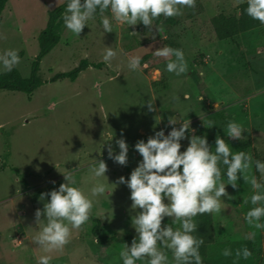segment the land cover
Wrapping results in <instances>:
<instances>
[{"label":"rangeland","instance_id":"obj_1","mask_svg":"<svg viewBox=\"0 0 264 264\" xmlns=\"http://www.w3.org/2000/svg\"><path fill=\"white\" fill-rule=\"evenodd\" d=\"M63 1L8 0L0 19V51H24L16 66L25 77L39 51V34L49 11ZM199 1L175 16L176 22L169 17L154 21L151 31L142 23L112 21L113 31L104 33L93 17L77 35L62 21L60 41L41 60L42 84L32 93L0 88V264H38L40 255H51L50 264H122L119 252L130 245L135 230L130 190L118 178L127 179L141 159L133 147L137 140H146L159 128L167 133L172 127L170 115L189 121L194 130L190 134L206 135L213 146L215 137L226 135L228 121L234 120L247 129L243 138L252 144L243 148L229 143L233 151L250 152L254 158L256 153L264 155V24L234 38L218 39L211 17L220 12L238 14L245 0ZM165 45L184 51L185 73L167 72L166 58L153 55ZM106 47L117 50L110 62L103 60ZM133 55L144 59L139 71L128 67ZM84 58L90 65L75 80L56 76ZM150 98L153 111L144 103ZM121 137L129 146L125 165L108 156L109 147L119 151L115 141ZM181 143L183 150L188 140ZM96 159L105 160L107 177L92 176L90 165ZM66 173L85 191L98 180L104 182L106 192L94 198L89 220L73 230L63 249L45 252L32 236L39 230L35 210L48 197L41 200L35 194L58 187ZM249 174L259 175L254 165ZM226 189L234 198L212 214L215 235L208 257L214 264H264V230L244 219L252 207L244 201L255 189L242 178L237 188L226 185ZM165 220L172 223L171 218ZM246 234L253 235L246 239ZM125 237L129 238L118 240ZM242 246L252 251L247 259L234 260V251L233 256L221 255L226 247ZM168 255L171 260L170 251Z\"/></svg>","mask_w":264,"mask_h":264},{"label":"clouds","instance_id":"obj_2","mask_svg":"<svg viewBox=\"0 0 264 264\" xmlns=\"http://www.w3.org/2000/svg\"><path fill=\"white\" fill-rule=\"evenodd\" d=\"M195 4L196 0H68L63 22L67 29L77 35L96 15L100 16L104 33L113 31L112 21L128 26L142 23L151 31L153 22L161 15L179 16L185 8H194ZM244 12L264 24V0H247ZM116 54L117 50L106 47L103 60L110 62ZM153 55L166 58L167 72H174L178 76L185 73V54L181 48L165 45L156 48ZM141 60L139 55L130 56L128 67L139 71ZM19 61L18 49L5 48L0 51V72L11 71ZM143 67H147V64ZM153 71L156 76L160 74L159 68ZM175 98L173 93L172 99ZM144 103L149 111L155 110L153 99ZM168 125L172 127L167 133L164 128H159L146 140H137L133 147L141 159L127 179L124 176L118 178L130 190V208L134 212L131 225L135 230L130 245L126 244L119 252L122 264H137L142 260H146L147 264H204L200 252L204 239L196 235L198 224L195 217L221 212L222 204L234 198L226 185L235 189L241 178L244 184L255 189L244 201L252 205L245 212L244 219L255 229L264 230V160L254 158L250 152L233 151L229 142L220 135L215 137L213 146L206 135L190 134L194 130L190 128L189 121H178L170 115ZM212 125L209 121L208 127ZM245 132L247 129L242 124L228 121L227 137L240 140ZM185 139L188 143L181 150V142ZM115 143L119 151L114 152L109 147L108 156L116 163L125 165L129 146L122 137L116 139ZM253 165L255 173L259 175L249 174ZM90 168L93 177H107L104 159H96ZM106 188L107 184L98 180L85 191L76 186L71 173L64 174V182L40 195L41 200L45 195L48 199L42 208L35 210L34 218L39 230L32 240L45 252L63 249L69 243L73 230L80 229L89 220L94 198L103 195ZM166 217L171 218V224L165 220ZM177 221L179 227H173ZM253 234H246L245 238L249 239ZM221 255L233 256L234 260L247 259L252 251L247 246L235 250L226 247ZM51 260V255H40L38 264H50Z\"/></svg>","mask_w":264,"mask_h":264},{"label":"trees","instance_id":"obj_3","mask_svg":"<svg viewBox=\"0 0 264 264\" xmlns=\"http://www.w3.org/2000/svg\"><path fill=\"white\" fill-rule=\"evenodd\" d=\"M7 2L8 0H0V19L6 8ZM67 2L68 0H64L62 3L49 11L46 25L39 34V51L32 61L30 75L28 77H25L17 66L13 67L9 72H0L1 89L20 90L32 93L38 86L42 84V80L38 76L41 60L50 50H52L58 44L61 39V23L63 21V13L65 11ZM199 3L200 1L196 0L195 5ZM246 7L247 0L239 4L238 14H227L225 12H220L211 17V23L218 39L234 38L243 32L255 29L263 25L258 20L252 19L244 12V9ZM94 18L100 23L99 15H96ZM162 18L163 16L161 15L155 20V22H160ZM169 18L172 22H176L175 16ZM23 54L24 51L22 49L18 50V55L20 57L23 56ZM89 65V61L84 58L81 60V63L78 66L67 71L58 72L56 76L68 77L72 80H75L80 72L85 70ZM222 137L225 138L226 141H228L230 144H236L243 148H248L252 144L250 139H245L243 137L240 140L229 138L227 137V135H223ZM256 158L264 160V155L256 153ZM50 190L52 189L49 188L47 190H39L35 194V197L38 198L41 193H47ZM195 219L198 224L196 235L202 236L204 239V244H202L200 248L201 255L204 258V264H214V261L208 257L209 245L214 240L215 235V223L213 215L208 213L200 214L195 217ZM94 233L96 235H99L97 228H94ZM105 238L107 237L99 239L100 242H102V240H105ZM110 238L117 239V237L115 236H112ZM127 238L129 237L120 238L118 240L125 241L127 240Z\"/></svg>","mask_w":264,"mask_h":264}]
</instances>
